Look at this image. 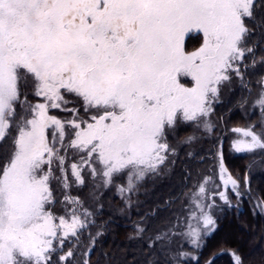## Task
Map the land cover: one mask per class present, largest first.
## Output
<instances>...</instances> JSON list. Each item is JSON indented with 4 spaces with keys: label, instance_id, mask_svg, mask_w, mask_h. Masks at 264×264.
<instances>
[{
    "label": "snow or ice",
    "instance_id": "obj_1",
    "mask_svg": "<svg viewBox=\"0 0 264 264\" xmlns=\"http://www.w3.org/2000/svg\"><path fill=\"white\" fill-rule=\"evenodd\" d=\"M259 9L264 0H0V149L7 152L0 163V264H54L65 241H78L87 227L90 213H78L82 205L68 191L60 201L66 213L75 206L67 217L52 210L53 180L68 190L85 184V169L105 185L126 173L127 186L118 191L132 192L174 152L167 131L178 122H202L210 132L202 118L221 86L233 75L243 80L249 56L256 64L247 22L256 23ZM192 33L202 43L189 51ZM258 83L256 103L264 109V78ZM69 95L80 107H67ZM52 109L71 118L51 115ZM233 131L245 137L234 142L236 151L264 149V133ZM70 150L78 160L68 164ZM219 177L238 191L222 156ZM211 179L193 194L200 215L191 213L182 233L197 247L200 223L203 235L214 230L205 211L211 205L201 202ZM175 234L169 229L154 241ZM73 256L69 249L55 264Z\"/></svg>",
    "mask_w": 264,
    "mask_h": 264
},
{
    "label": "trees",
    "instance_id": "obj_2",
    "mask_svg": "<svg viewBox=\"0 0 264 264\" xmlns=\"http://www.w3.org/2000/svg\"><path fill=\"white\" fill-rule=\"evenodd\" d=\"M256 15V23L249 21V27L250 39L257 45L254 49L257 61L264 59V9H259ZM250 67L243 71L246 87H239L231 98L214 108L219 122V130L213 133L215 140L214 136L200 139L181 147L177 154L173 152L175 156L169 158L165 167L148 173L132 192L120 193L105 186L92 189L87 175L82 191L84 199L87 201L86 196L92 190L98 196L96 205L86 204L92 220L80 232L78 241L75 238L65 241L63 249L53 257L54 264L58 255L69 249L74 256L63 264L85 261L88 264H233L232 253L241 258L242 264H264V153H236L229 144L231 128L248 124L249 116L241 108L248 104L250 90L264 75L263 71L253 73ZM253 121L258 120L252 116L250 122ZM194 124L181 125L175 139L178 140V135L195 133ZM167 139L169 145H174L173 138L167 135ZM219 147L223 163L238 182L239 191H229L230 203L212 212L214 230L207 235L202 232L199 247L181 244V233L154 241L157 234L174 231L177 218L182 230L186 215L177 217L175 209L191 190L201 166L204 168L214 161ZM6 155V150L0 149V163ZM138 227L145 231L138 233ZM186 250H190L191 257L178 255Z\"/></svg>",
    "mask_w": 264,
    "mask_h": 264
},
{
    "label": "rangeland",
    "instance_id": "obj_3",
    "mask_svg": "<svg viewBox=\"0 0 264 264\" xmlns=\"http://www.w3.org/2000/svg\"><path fill=\"white\" fill-rule=\"evenodd\" d=\"M247 23L249 25V21ZM201 43H202V35L201 34L192 33L188 37H186V47L189 51L195 50L196 48H198L200 46ZM253 43H254L253 40L250 39V46ZM251 62H252L251 57L249 56V58L246 60V63L249 65V67L251 66V64H250ZM260 62H261V59H257L255 66H253V64H252V66L249 69H251V71L253 73L254 72H260V71H263V73H264V65H262ZM244 70H247V69H242V71H244ZM262 78H264V75L261 78L257 79L255 87H252V89L249 92L250 93V97H249L250 100H249L248 104L245 105L243 108H241V112L243 114H246V116H249V118H247V121H246V123H248V124H244V125L237 124L239 126H234L231 128L230 137H229V144H230V148L232 149V151H234L236 153H247V152H238L234 149L233 144L235 141L245 139V137H243L241 133L233 131L234 129L252 128L257 134L264 133V109H262L256 103V101L259 99V96H260V93L262 90V85L258 82ZM246 84L247 83H245V78H244V74H243V80L242 81L240 78L233 75L231 82L225 83L224 85L221 86L219 98L213 102L211 114L208 117L202 118V120H207L212 125V130L210 132L205 130L202 122H192V123H195L194 124L195 133H190L184 137H180L178 135V138H177L178 140H176L175 137H177L179 127H181V125H186L190 122H178L174 128L169 129L167 131V135L170 138H173L175 140L174 145H170V148L174 149V154H177L181 147H185L186 145H190V143H192V142L193 143L198 142V141H200V139L207 140V138L214 136V140H215L216 136L213 133H214V131L217 133V131L219 130V127H218L219 122H218V116L214 112L215 111L214 108L218 104H220L222 102H226L229 98H231L232 95L235 93V91H237V89L239 87L245 88ZM67 98L70 101H72V103L68 104L67 107H69V108H71L73 106L80 107L79 102L76 103V101H77L76 98H74L70 95L67 96ZM33 102H35V100ZM50 114L56 115L58 118H61V119L71 118V113L61 111L60 109H52V110H50ZM81 115H83L82 109H81ZM252 116H254V118L256 117V119L258 121L250 122V119ZM190 137L194 138V139H192L191 142H188ZM220 149L221 148L219 147V150L216 151L217 153H216V157H215L214 161H212L210 164H207L206 167H204V168H202V166H201V168L198 170V174H197L196 178H194V183L191 187V190L189 191L187 196H185L183 198L181 205L178 207V209L177 208L175 209V215H177V217H180V216L182 217L183 215H186L185 220H184L186 224H184L182 230L178 226V224L173 226L175 233H181L180 243L181 244H187L186 246H190V247L195 246L191 242V240L187 236L183 235L182 233L187 230V222H188V218H189L190 214L194 212L196 214V216L200 215L198 209L195 208V205L193 203V194L196 193L200 183L204 180V178L205 177H211L212 179L207 185V193L202 198L201 202L206 204V205H211L210 208H205V211L208 212V214H210L212 216L213 220H214V215L212 214V212L215 210V208H220V207L228 205L230 203L229 191L230 192H238L239 191V188H238V191H234L230 184L225 186L219 177V162H220V157H221ZM251 152H258V153L262 152V153H264V149L257 148L253 151H250L249 153H251ZM174 154H173V152H169L167 160L161 166L165 167L168 164L169 158H172L175 156ZM68 156H69L68 164H71L72 162H77L78 157H76V154L73 153L71 150L69 151ZM224 167L227 169L225 164H224ZM53 169H54L55 175L57 177H59L60 172H59V169H58L56 164L53 165ZM227 172H228V174H230L228 169H227ZM82 175L85 179V184L83 186L78 187L75 183H72L70 189H68V190L62 189L61 185L58 183L57 180H53L51 182V186L54 190V196H55L56 201H57V203H55V205L53 206L52 210L56 213V215H58V216L64 215L67 217V214L71 212V209L73 207H75L74 205H68L67 206V213L65 212V206L60 203V201L63 200L65 191L70 192V194L73 197L77 198L80 201V204L82 206L78 208V213L82 214L85 210H87L88 213L91 212L90 208L86 207V204L88 202V203L96 205V203L98 202V196L95 193H93L92 191H94V190H92L91 193H89L86 196L87 201L84 199V197H83L84 193L82 191L86 187V184H87V181H86L87 175H88V178L90 181V186L92 189H96V188L102 189L101 186H105V188H108V187L114 188V190L118 192V188L120 186H124V187L127 186V179H126L127 174L126 173L118 175V176H114L113 182L110 185H105L103 183V180L99 176L96 179H93L92 176L87 171V169L84 170ZM68 178H69L70 182L73 179L71 176L70 168L68 169ZM233 179H234V177H233ZM92 184H96V186H94ZM125 192L128 193L127 191H125ZM221 192L225 193V195L227 196V202H225V200L220 198L219 193H221ZM92 216L93 215L90 214L87 217L88 222L90 220H92ZM191 223H192L193 227L197 226L196 220H191ZM199 227L201 229V232L206 231L203 228L202 222L200 223ZM177 245H179V242ZM186 251L185 252L187 255L184 256V258L187 256L191 257L192 254H191L190 250H186Z\"/></svg>",
    "mask_w": 264,
    "mask_h": 264
},
{
    "label": "flooded vegetation",
    "instance_id": "obj_4",
    "mask_svg": "<svg viewBox=\"0 0 264 264\" xmlns=\"http://www.w3.org/2000/svg\"><path fill=\"white\" fill-rule=\"evenodd\" d=\"M76 103H78V101H76Z\"/></svg>",
    "mask_w": 264,
    "mask_h": 264
}]
</instances>
